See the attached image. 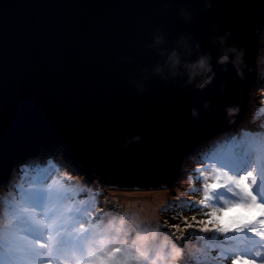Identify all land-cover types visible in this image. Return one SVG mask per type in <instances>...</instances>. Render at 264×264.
Wrapping results in <instances>:
<instances>
[{
  "label": "water",
  "instance_id": "water-1",
  "mask_svg": "<svg viewBox=\"0 0 264 264\" xmlns=\"http://www.w3.org/2000/svg\"><path fill=\"white\" fill-rule=\"evenodd\" d=\"M264 0H0V184L58 149L88 181L158 189L239 125Z\"/></svg>",
  "mask_w": 264,
  "mask_h": 264
},
{
  "label": "rangeland",
  "instance_id": "rangeland-1",
  "mask_svg": "<svg viewBox=\"0 0 264 264\" xmlns=\"http://www.w3.org/2000/svg\"><path fill=\"white\" fill-rule=\"evenodd\" d=\"M263 31L264 28L258 36L256 81L248 92L244 119L230 132L225 130L216 134L217 137L226 135L215 138L209 147L203 145L199 150H193L192 155L182 163L184 177L180 176L172 187H106L97 179L88 181L67 160L60 172L58 168L64 159L58 155V149H52L55 152L48 156L51 164L45 163L43 155L34 157L37 153L18 161L12 169L10 180L0 184V245L4 262L171 264L159 260L157 255L162 253L173 264H264V248L254 247L240 259L232 255L231 260L225 247H217L221 245L218 239L225 237V234L236 236L235 226L243 237L253 229L255 234L251 239L264 244V226L255 229L256 224L264 225ZM208 154H218V159L210 160ZM232 154H235L234 161L232 158L225 159ZM30 158L40 166V174L24 166L27 160H32ZM32 176L35 177L34 182L50 190L45 203L43 195H40V198L34 199L38 205L28 204L33 190H24L23 184L25 180L31 181ZM254 184L258 195L252 194L251 186ZM210 192L212 197H218L217 201L205 202L203 197ZM154 193H160L162 199L156 202L152 197ZM8 204L10 210L4 209ZM172 206L175 210L180 206L182 208L174 217L166 218V211H173ZM44 211H48L46 215L53 229L60 227V219L65 222L75 219L79 226L86 225L84 232L88 240L84 242L80 237L74 243L80 246L82 254H90L91 259L85 256L80 258L74 254V250L70 249L69 252L65 246H57L52 256L53 262H49L47 255L39 249L41 244L30 243V248L27 238H23L24 246L21 247L24 235H21L24 233L20 230L21 225L28 220L27 229L34 231V226L44 221ZM134 212H137V218L133 217ZM124 247L136 252H128L120 259L119 251Z\"/></svg>",
  "mask_w": 264,
  "mask_h": 264
},
{
  "label": "trees",
  "instance_id": "trees-1",
  "mask_svg": "<svg viewBox=\"0 0 264 264\" xmlns=\"http://www.w3.org/2000/svg\"><path fill=\"white\" fill-rule=\"evenodd\" d=\"M230 131L231 130H229V132ZM218 137H221V135L218 136ZM218 137L215 136V137L209 138L208 141L204 144L205 147H209V143L211 141H213L215 138H218ZM234 137L235 136H233V138ZM231 141H230L229 145L232 144ZM51 150L52 149H48V150H45V151H40V153L38 152L39 154H37V156H34V157L37 158L39 155H43L42 158H44L45 163H50L51 164V162H50L51 159L48 156L53 155V153L55 152V151H53V150L51 151ZM56 151H58V150L56 149ZM59 153L60 152L58 151V155L64 159V157L61 155V153L60 154ZM208 155L210 157V160L214 159V158H218L217 157L218 154H208ZM214 155H216V156H214ZM224 155H225V152H224ZM234 157H235V154H232L231 156H229V155L226 156L225 159L229 160V159L232 158L233 159L232 161H234ZM64 160L59 165L58 171H60V172L63 171V169L65 168L66 160L65 161ZM27 161L28 162H25L24 166H29L30 168L36 170V172H35L36 174H40V166L35 163L36 160L32 159V160H27ZM54 161H57V159H55ZM19 168H23V166H20ZM15 169H17V168H15ZM184 175L185 174L184 173L182 174V170H181L180 176L184 177ZM32 177L33 178H32L31 181L25 180V184H23V189L24 190H28V191L33 190V192L30 193L31 199H30V202H28V204L38 205V203L34 199L35 198H40V195H43L44 203H45V200L47 199V196H48V192L50 190L48 189V187L43 186L42 184H37L36 182H34L35 177L34 176H32ZM31 183H36V184H33V186H30ZM208 196H211V192L205 194V196L203 197L205 202L206 201H210V202L213 201L214 202V201H217V199H218V197H216L215 195H214L215 197H212V196L208 197ZM195 197L197 198V196H195ZM181 208H182V206L178 207V210L177 209L175 210L174 206H172L171 209L173 211L168 209L166 211V218L174 217ZM47 212L44 211V213H45L44 221L40 222L37 226H34L35 227L34 231H30V230L27 229V225L26 224H27L28 220L24 221V225H21V229L20 230L24 232V233H21V235L22 234L25 235V236L22 235L21 247L24 246V239L23 238H27V242H28L30 247H32V245H30V243L37 244V245L39 243V244L42 245L41 247L38 245L40 251H45V248H46V251L49 252L48 254H50V256H51V253L55 249L56 245L58 243L66 241L67 244L74 250V251L72 250L74 252V254L78 255L80 258L84 257L85 254L81 253L80 246L78 247L74 243V241L80 239V237L83 238L84 242H86L88 240L86 238L85 232H84V228L86 227V225L79 226V222H76L75 219H73V220L71 219L68 222H65L63 219H60V220H58L59 222H61L60 227H56L55 229H53L50 226V224H49V219H48V217L46 215ZM185 214H186V212H185ZM252 220H253V218H252ZM164 221L166 222L167 219H164ZM168 223L170 224L171 222L168 221ZM263 226L264 225H257L256 224L255 229H258V228L261 229V228H263ZM43 230H45V233L43 232ZM236 230H237L236 236L232 235V234L231 235H226L225 234V237H223V238L221 237V238L218 239V241H221V245L217 246V247H225L226 250L228 251V256H230L231 260H233L232 259V255H235V256H237L240 259V257L244 253H247L249 250H252L254 248V245H259L260 244V242L257 239L256 240L251 239V237L255 234L253 229L249 230L248 231L249 234L245 235V237L239 235V233L241 231L238 230V228L235 226V231ZM44 246H45V248H44ZM126 248L127 247H124V248L120 249L119 255H118V257L120 259L124 258L125 256H127V254H129L131 252H136V251H133V250L129 251ZM1 249L2 248H1V245H0V264H6L4 262V260L2 259V254H1L2 250ZM221 250H223V249H221ZM142 254L144 255L143 252H142ZM85 257H89L88 259H91V255L90 254L86 255ZM157 257L159 258V260L161 259V261H164V262L167 261L168 263L173 264L172 261L170 259L166 258L165 255L162 254V253L158 254ZM246 257H248V256H246ZM27 261H31V260L28 259ZM36 264H44V263L36 262ZM153 264H156V263H153ZM157 264H159V263H157Z\"/></svg>",
  "mask_w": 264,
  "mask_h": 264
},
{
  "label": "bare ground",
  "instance_id": "bare-ground-1",
  "mask_svg": "<svg viewBox=\"0 0 264 264\" xmlns=\"http://www.w3.org/2000/svg\"><path fill=\"white\" fill-rule=\"evenodd\" d=\"M262 30H263V29H262ZM262 30H261V31H262ZM263 32H264V31H263ZM263 32H262V33H263ZM259 34H260V33H259ZM259 34H258V36H259ZM255 81H256V78H255V80H254V82H253V85L255 84ZM251 89H252V88H251ZM224 136H225V134L221 135V137H224ZM207 141H208V139L205 140L204 142H202L199 146H197V147L194 148L193 150H195V149H196V150H199V148H200L201 146H203ZM53 150H56V148L53 149ZM193 150H192V151H193ZM192 151H191V152H192ZM191 152L186 156V158L192 155ZM56 153H57V152H56ZM214 156H216V155H214ZM30 159H32V158H30ZM215 159H218V158H214L213 160H215ZM84 177H85V176H84ZM95 179H96V178H95ZM95 179H93V180H95ZM8 180H10V176H9ZM8 180H7V181H8ZM57 192H58V190H57ZM58 196H59V195H58ZM51 197H54V198H55V195H52ZM152 197L155 199L156 202H158V201H160V200L162 199L160 193H154ZM6 198H7V197H6ZM9 207H10V204H8V206L5 207L4 209H6V210H10ZM130 215H131V213H130ZM130 215L128 214V217H129ZM133 217H134V218H137V212H134ZM131 218H132V217H131ZM132 219H133V218H132ZM134 220H135V219H134Z\"/></svg>",
  "mask_w": 264,
  "mask_h": 264
}]
</instances>
